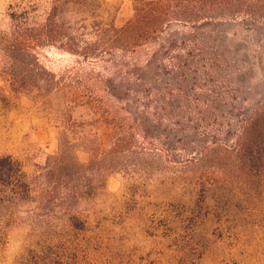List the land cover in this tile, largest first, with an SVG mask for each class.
Segmentation results:
<instances>
[{
    "label": "rangeland",
    "instance_id": "obj_1",
    "mask_svg": "<svg viewBox=\"0 0 264 264\" xmlns=\"http://www.w3.org/2000/svg\"><path fill=\"white\" fill-rule=\"evenodd\" d=\"M50 1L0 0V158L33 183L69 144L73 197L0 225V264H264V22L177 0L184 18L124 52L41 43L13 64L10 16L35 28ZM133 1L99 0L76 34L120 30Z\"/></svg>",
    "mask_w": 264,
    "mask_h": 264
},
{
    "label": "trees",
    "instance_id": "obj_2",
    "mask_svg": "<svg viewBox=\"0 0 264 264\" xmlns=\"http://www.w3.org/2000/svg\"><path fill=\"white\" fill-rule=\"evenodd\" d=\"M176 1L134 0V16L131 22L120 30L112 26L107 29L95 27L97 31L93 35L94 42L88 44L82 41L84 35H77L76 31L78 28L83 29L80 27L83 21L81 18L93 14L94 8H99V0H51L42 23L35 28L25 27L24 18L13 14L10 16L12 21H17L15 23L17 25L10 41L6 44V49L13 64L22 61L24 65H27V69L31 68V64H27L31 59L29 51L35 44L53 43L75 53V56L83 60L95 57L96 54L98 57L108 56L110 52L117 49L124 52L136 47L141 41L151 40L159 33L164 23L173 21L175 18H184L181 17L184 16L183 12L172 8V3ZM218 6L223 14L242 16L249 23L264 22V0H221ZM68 14L72 18L66 21ZM45 76L52 78L49 74ZM30 78H32L31 81H35L36 77L30 76ZM44 81L50 86L48 80L44 79ZM70 125L72 126L73 123ZM70 148L69 144L64 143L56 155L47 157L46 161L49 162L43 169V173L36 177L33 183L27 179L18 162L10 157L0 158V225L5 226L11 223L16 218L17 210L24 204L38 205L33 209L37 212L43 210L49 212V208L54 205L57 208L73 197L72 195H66L64 198L59 196L61 189L68 187L57 176L61 161H75ZM34 211H29L27 218L31 220L39 217Z\"/></svg>",
    "mask_w": 264,
    "mask_h": 264
}]
</instances>
